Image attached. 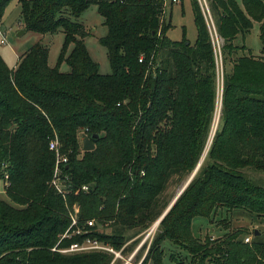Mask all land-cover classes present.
Wrapping results in <instances>:
<instances>
[{
	"label": "trees",
	"instance_id": "1",
	"mask_svg": "<svg viewBox=\"0 0 264 264\" xmlns=\"http://www.w3.org/2000/svg\"><path fill=\"white\" fill-rule=\"evenodd\" d=\"M12 0H0V20ZM23 30L55 33L64 41L54 66L47 47L34 43L9 67L0 54V264H110L104 251L62 253L86 236L119 250L122 229L148 228L159 195L173 174L191 175L210 131L217 94L216 49L196 0L197 39L173 41L161 0H18ZM91 5L103 17L111 72L102 74L84 42L78 18ZM223 63L244 46L233 45L258 23L261 57L234 59L222 81L220 122L206 156L165 216L140 264H162L168 239L187 264H264V241L245 243L240 230L198 240L192 220L210 222L219 210L243 211L264 224V186L242 170L264 172V0H211ZM142 57V61L139 58ZM65 62L69 70L60 71ZM93 137L83 151L81 133ZM57 139L68 157L65 199L50 184ZM87 186L84 190L82 187ZM81 213L71 226L69 208ZM222 215V214H221ZM114 218V235L88 226L91 218ZM227 228V220L222 219ZM76 227L89 233L72 235ZM66 234V236H63ZM55 248V250L53 249ZM175 264H184L170 253Z\"/></svg>",
	"mask_w": 264,
	"mask_h": 264
},
{
	"label": "rangeland",
	"instance_id": "2",
	"mask_svg": "<svg viewBox=\"0 0 264 264\" xmlns=\"http://www.w3.org/2000/svg\"><path fill=\"white\" fill-rule=\"evenodd\" d=\"M198 9L205 27L209 31V26L212 31V23L215 21V15L210 8L211 0H196ZM237 4L241 6V0H235ZM192 0H179L177 3L172 4L171 8L167 11L166 22L170 23V27L166 32L167 38L173 41L186 40L191 44L195 43L197 39V27L195 24V15ZM71 20H75L84 25L85 29L89 32L84 39L86 48L91 58L99 64V71L102 74H109L111 72L106 48L102 46L99 39L103 37L107 28L103 24V17L97 12L95 5H91L86 9L78 18L69 15ZM258 23L254 22L253 27L248 33L242 37L240 34L233 40V45L238 48L244 46V51H236L227 61L223 63L221 55V47L223 40L213 32L212 44L216 49V63H217V94L214 105V112L210 131L208 134V140L205 145L203 154L200 160H204L206 153L210 147L213 136L220 122L221 107H222V81L225 72H230L234 59L238 56L247 54L255 58L261 57V42L259 40V28ZM215 28V27H214ZM23 30L20 17V4L18 0H12L7 6L3 18L0 20V38L2 35H6L7 43L0 45V54L6 64L12 67L17 61V57L28 49L32 44L39 43L48 49V64L54 66L57 62L63 41L64 34L62 30L55 33H35L25 32L20 36L17 34ZM216 30V29H215ZM69 70L68 65L63 62L60 65V71L66 72ZM202 160V162H203ZM201 162V163H202ZM242 172L249 177L254 183L264 186V172L251 170V168H245ZM188 175L185 174H173L169 179L166 188L159 195L157 201V211L160 212L165 204L170 203L181 189L183 184L187 181ZM4 180H0V199L8 200L4 192ZM69 194L67 196L66 205L69 209L77 210V215L81 213V208L78 203L69 202ZM169 205V204H168ZM163 213V212H162ZM222 214V215H221ZM226 212L219 210L216 216L209 222L204 217L197 216L192 220L191 233L198 240L203 241L205 237L209 236L211 239H217L222 237L225 232H234L240 230L242 233L239 235L240 239H244L245 236H251L255 241H264V224L252 218L250 215L243 211H233L229 216H225ZM97 221L96 231L102 232L108 235H114L116 230L121 229V226L115 222L114 218L106 217L91 218ZM222 219L227 220V228L225 229L222 224ZM154 221L148 228H132L122 229L123 232V244L119 250L114 249L108 243L106 245L112 251H104L110 255H113L110 264H140V261L147 252V248L152 241L154 234L158 230V225L153 227ZM254 230L259 231V235H254ZM162 249L164 255L162 258V264H175L171 258L170 253H175L180 261L187 264V255L180 249L179 246L173 245L171 241L165 239L162 242ZM148 264H151L148 263Z\"/></svg>",
	"mask_w": 264,
	"mask_h": 264
},
{
	"label": "built area",
	"instance_id": "3",
	"mask_svg": "<svg viewBox=\"0 0 264 264\" xmlns=\"http://www.w3.org/2000/svg\"><path fill=\"white\" fill-rule=\"evenodd\" d=\"M163 3V6L165 10L170 7L172 4L177 3L179 0H161ZM212 28L214 31H212L211 27L209 26V32L211 36L213 35V32H215L214 24L212 23ZM7 39L6 35H2L0 38V45L6 44ZM139 61H142V57L139 58ZM85 134V132H82L81 134ZM48 149L53 152L54 154V168H53V176L50 181V184L56 189V191L61 194L62 198L65 199L66 194L68 193V190H65L64 181L67 179V176L63 173L62 167L67 165L68 157L63 154L60 150L59 143L57 139H50L48 141ZM5 176V183H7ZM84 190L87 189V186L82 187ZM69 217L71 220V226H77L78 223V215L77 210L74 211L73 209H69ZM97 221L95 219H88L85 221V224L88 226H94L96 225ZM86 233H89L86 230H82L79 227H76L75 230H73L72 235H84ZM63 236H66L64 234ZM252 240L251 236H245L243 241L245 243H250ZM55 250V248H53ZM59 252L62 253H70V252H84V251H112V249L108 248L106 245L102 244L98 239L91 238L90 236H86L82 240V242H73L69 248L65 249H59Z\"/></svg>",
	"mask_w": 264,
	"mask_h": 264
},
{
	"label": "water",
	"instance_id": "4",
	"mask_svg": "<svg viewBox=\"0 0 264 264\" xmlns=\"http://www.w3.org/2000/svg\"><path fill=\"white\" fill-rule=\"evenodd\" d=\"M24 33L23 30H21L17 36H20ZM98 135H92L91 137H89L86 134H81V143H82V150L83 151H91L94 149V143L92 141L93 137H97ZM201 165V161L198 162V164L196 165L195 169L193 170V172L191 173V175L189 176V178L187 179V181L183 184V186L181 187V189L178 191V193L176 194V196L173 198V200L169 203V205L165 208V210L163 211V213L159 216V218L156 220V222L154 223L153 227H156L159 222L161 221V219L165 216V214L168 212V210L171 208V206L174 204V202L177 200V198L180 196V194L184 191V189L187 187V185L189 184V182L192 180V178L194 177L195 173L197 172L198 168ZM66 168H68V165H65ZM254 235H259V231L258 230H254Z\"/></svg>",
	"mask_w": 264,
	"mask_h": 264
},
{
	"label": "crops",
	"instance_id": "5",
	"mask_svg": "<svg viewBox=\"0 0 264 264\" xmlns=\"http://www.w3.org/2000/svg\"><path fill=\"white\" fill-rule=\"evenodd\" d=\"M18 58V57H17ZM15 64H16V62H15ZM15 64L12 66V67H14L15 66Z\"/></svg>",
	"mask_w": 264,
	"mask_h": 264
},
{
	"label": "bare ground",
	"instance_id": "6",
	"mask_svg": "<svg viewBox=\"0 0 264 264\" xmlns=\"http://www.w3.org/2000/svg\"><path fill=\"white\" fill-rule=\"evenodd\" d=\"M202 160H203V158H202ZM202 160H200V161L202 162Z\"/></svg>",
	"mask_w": 264,
	"mask_h": 264
}]
</instances>
